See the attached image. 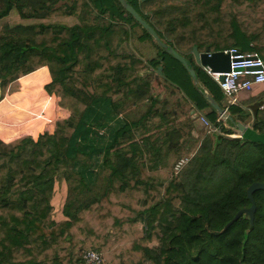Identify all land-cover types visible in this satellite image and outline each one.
<instances>
[{
	"label": "trees",
	"instance_id": "obj_1",
	"mask_svg": "<svg viewBox=\"0 0 264 264\" xmlns=\"http://www.w3.org/2000/svg\"><path fill=\"white\" fill-rule=\"evenodd\" d=\"M127 1L192 66L194 46L264 60V0ZM12 10L20 20L0 24V96L47 67L44 89L67 115L36 137L0 139V264H83L87 249L105 264H264V190L253 192L252 222L242 214L227 226L250 206L248 186L264 181V85L243 102L256 132L235 157L237 139L194 137V120L179 117L184 101L210 106L203 89L218 102L216 82L196 69L194 82L119 0H0V20ZM135 38L157 55L144 59ZM159 66L183 100L154 94L152 72L141 71ZM206 117L216 123V110ZM59 173L66 219L55 221Z\"/></svg>",
	"mask_w": 264,
	"mask_h": 264
},
{
	"label": "rangeland",
	"instance_id": "obj_2",
	"mask_svg": "<svg viewBox=\"0 0 264 264\" xmlns=\"http://www.w3.org/2000/svg\"><path fill=\"white\" fill-rule=\"evenodd\" d=\"M19 20L20 19L18 17L17 12L15 10H12L11 13L7 17L0 20V24H2L4 22L14 24L15 22H18ZM134 23L137 24L135 21H134ZM134 31H135V36H137L138 34H141L142 30H141V27L139 26V24H137ZM131 46L133 48H136L137 51L144 57V59L152 58V57L157 55V48L155 46H153L152 43L148 40L145 42H140L139 39L135 38V41L133 44H131ZM245 53H247V52H245ZM187 57L190 58L191 56L187 55ZM192 67L194 69H196V71H198L199 74L204 76L203 68H201L196 63H193ZM45 70L49 73V70L47 68H45ZM151 72H152V76L154 78L156 72H154V71H151ZM166 72L170 78H172V79L178 78L177 74L179 73V70L177 72V69L173 68V69L166 70ZM39 75H41V74L39 73ZM152 82H153V80H152ZM41 83L42 82L39 83L38 81H36L35 84L29 83V82L27 83V85L24 84L23 88L21 90L22 95L17 97L14 100V102L10 103L9 106H10L11 111L9 112V116H10L9 119L11 118V114L13 116V114H15V112L16 113L21 112V114H20L21 116H19L18 119H14L13 122H10V120L9 121H6V120L1 121V123L4 124L5 126H7V128L14 129L13 131L16 132V133L11 134L10 135L11 137H12V135L14 136L16 134L17 135L20 134V136L26 135V134H32V136L36 137L39 133H41L45 130L51 129L52 125L54 123V120L56 118L64 117L65 115H67V112L64 109L57 107L56 97H53L51 94H49L40 85ZM153 88H154V94H161L162 93V96L167 95L166 99L170 98L174 102L177 100L176 97H178L179 99H182V93H180L178 91V89L174 88L172 85H170L167 82H164V84H163L162 80H161V89L159 91H157L155 93L156 88L154 86H153ZM171 91H173L174 93L172 94ZM219 91L222 93V91L220 89H219ZM14 103L17 104V106L19 107V108L18 107L15 108L17 111L12 109L13 108L12 104H14ZM223 105H224V98L221 101V106H223ZM190 109H191V106L188 103H183L181 110H184L185 117H187L186 115H189ZM195 116H198V111L195 113ZM179 117L182 121L185 118L184 116H179ZM197 130L199 132H202L205 129L204 128H202V129L198 128ZM247 130H248V132L245 135V137L249 138L253 135L252 134L249 136V133L250 132L254 133L255 130L250 126L248 127ZM207 133H208V131H207ZM209 134H213V133H209ZM10 136L5 135L3 137L7 141H9L8 139ZM249 139H253V138H249ZM235 144H236V147H234V145H232L230 143V148L236 149V148L240 147V142H236ZM197 146L194 149V151L197 150ZM232 155H235L234 151H232ZM235 157H238V151H237ZM180 161H183L182 162V164H183L187 161V159L183 158ZM177 164L175 165V167L172 170V173L174 175H176L177 172L179 171V169L181 168V165L179 168H177L176 167ZM65 188H67V186H66V182H65L63 173L56 174L54 177V187H53V192H52V206H53L52 219L55 221L66 219V216L63 214V207H64V203H65V194H67L66 193L67 189H65ZM62 195H64V199L62 198ZM151 244L155 245L156 243L153 242ZM148 264H154V263L148 262Z\"/></svg>",
	"mask_w": 264,
	"mask_h": 264
},
{
	"label": "built area",
	"instance_id": "obj_3",
	"mask_svg": "<svg viewBox=\"0 0 264 264\" xmlns=\"http://www.w3.org/2000/svg\"><path fill=\"white\" fill-rule=\"evenodd\" d=\"M229 55V71L219 72L213 71L209 67H204L203 70L216 82L223 95L227 98V105L224 111L219 114L216 123L205 117H201L208 133H213L223 139H237L240 142V147L234 148L233 151L238 156L241 155L250 143H242L239 141L240 136L225 131L220 127V123L226 127L227 110L229 106L236 103L239 96L242 94L248 95L257 86L264 84V60L257 53H243L236 48H228L221 50ZM236 147L235 142H231ZM245 144V145H244ZM183 161L177 164L180 167ZM83 264H105V259L100 252L87 249L82 252Z\"/></svg>",
	"mask_w": 264,
	"mask_h": 264
},
{
	"label": "crops",
	"instance_id": "obj_4",
	"mask_svg": "<svg viewBox=\"0 0 264 264\" xmlns=\"http://www.w3.org/2000/svg\"><path fill=\"white\" fill-rule=\"evenodd\" d=\"M45 68H47V67H41V68H39V69H37V70H35V71H33V72H31V73H29V74H26V75H24L23 77H21L20 78V89L18 90V91H15V92H13V93H10V94H6V95H4L3 97H1L0 96V123H1V121L2 120H6V121H9L10 120V122H13L14 121V119H18L19 118V116H21L20 114H21V112H19V113H16L15 112V114H13V116H12V114H11V118L9 119V112H10V103H12V102H14V100L17 98V97H19V96H21L22 95V88H23V85L25 84V85H27V83L29 82V83H32V84H35V82L36 81H38L39 83L40 82H42L40 85L44 88V85L45 84H47L49 81H50V73H48L46 70H45ZM48 69V68H47ZM39 73L41 74V75H39ZM34 76V77H33ZM35 78V79H34ZM262 85H264V84H262ZM262 85H260V86H262ZM260 86H257L255 89H254V91L253 92H256V90L260 87ZM203 91H206L211 97H212V95L209 93V91L207 90V89H203ZM252 91L248 94V95H245V94H242V95H240L239 96V98H238V100H237V102L236 103H233V104H231V105H236V106H238L239 108H240V110H242L243 111V114H248V116L246 117V118H243V120L242 119H240V116L242 115L240 112H236V113H230V111H229V108H230V106H229V108H228V110H227V118H226V127H224V125H222L221 123H220V127L222 128V129H224L225 131H228V132H231L232 134H236V136H240L239 137V141H241L242 143H245V144H247V143H252V139H249V138H246L245 137V135H246V133L248 132V127L250 126L251 127V123L253 122V114H252V112L249 110V108H248V106L245 104H243V102L245 101V99L250 95V94H252L253 93ZM203 94H204V92H203ZM53 97H55L54 95H52ZM51 97V96H50ZM213 98V97H212ZM224 98V105L223 106H221V101H222V99ZM214 99V98H213ZM11 102H10V101ZM207 100V99H206ZM215 100V99H214ZM17 101V100H16ZM15 101V102H16ZM208 101V100H207ZM216 101V100H215ZM217 102V101H216ZM184 103H185V101H184ZM190 106H191V109H190V113H189V115L191 116V118L194 120V128L191 130V133H192V135L194 136V137H198L199 135H201V134H203L202 136L204 137V136H216V137H218V138H220V139H223V138H221L220 136H218V135H215V134H209V133H207V128H205L206 126L204 125V123H203V121H202V119H201V117H205L206 119H208V117H206V115L208 114V113H210L211 112V110L212 109H214L211 105H210V103H209V101H208V103H209V105L210 106H207V107H205L203 110H197L190 102H187ZM223 109H224V107L227 105V98L224 96V95H222V98L217 102ZM12 109H14L15 111H17L15 108L16 107H18L17 106V104H12ZM198 111V116H195V113ZM217 112V111H216ZM219 112H217V118H218V116H219ZM181 116H184L185 117V114H182ZM242 116H244V115H242ZM216 118V119H217ZM229 118H231V121L229 120L228 121V119ZM187 119V117H185L184 118V120L183 121H185ZM216 119H215V121H216ZM21 120V119H20ZM209 120V119H208ZM212 122H214V121H212ZM233 122H240V123H242L244 126H245V130L242 132V131H240L234 124H233ZM1 126H0V139H2V140H4V141H7L6 139H4V137L3 136H10L11 134H13V133H16L15 131H13L14 129H10V128H7V126H5L4 124H0ZM198 128H204L205 130L204 131H202V132H199L197 129ZM10 129V130H9ZM247 130V131H246ZM17 135V134H16ZM12 135V137L10 136L9 137V139L8 140H12L13 138H15V137H19L20 136V134L19 135ZM30 135H32V134H30ZM11 138V139H10ZM201 140V139H200ZM244 144V145H245ZM251 145V144H250ZM65 189H67V188H65ZM67 193V192H66ZM65 197H66V194H65ZM62 198L64 199V195H62Z\"/></svg>",
	"mask_w": 264,
	"mask_h": 264
},
{
	"label": "water",
	"instance_id": "obj_5",
	"mask_svg": "<svg viewBox=\"0 0 264 264\" xmlns=\"http://www.w3.org/2000/svg\"><path fill=\"white\" fill-rule=\"evenodd\" d=\"M120 3L126 8V10L145 28L149 34L154 38V40L162 46L168 53L173 55L177 60H179L188 70L189 74L193 78L194 82L197 81L195 70L192 67L191 63L187 58L182 56L179 52L176 51L174 47L167 45L163 42L155 30L144 20L141 16L136 12V10L128 3L127 0H119ZM143 2L145 0H139ZM192 54L195 60V63L199 65L201 68L209 67L213 71L226 72L229 71V55L225 54L223 51H210L209 48H206L204 51L200 52L196 46L192 48ZM151 73V70L141 71V74ZM161 76H162V68L159 66L156 74L153 78L152 85L156 88L155 93L161 89ZM204 92L205 98L209 101L210 105L220 114L224 111V109L206 92ZM231 121V118L228 121ZM233 124L240 130L244 131L245 126L240 122H233ZM256 190H264V181L262 182H252L247 188V197L250 200V206L244 207L238 210L232 220L227 224L230 225L233 221H235L240 215L246 214L249 218V221L252 222L254 218V212L256 208V203L253 198V192Z\"/></svg>",
	"mask_w": 264,
	"mask_h": 264
},
{
	"label": "flooded vegetation",
	"instance_id": "obj_6",
	"mask_svg": "<svg viewBox=\"0 0 264 264\" xmlns=\"http://www.w3.org/2000/svg\"><path fill=\"white\" fill-rule=\"evenodd\" d=\"M167 45H168V44H167ZM204 50H205V49H204ZM204 50H199V51L202 52V51H204ZM192 56H193V55H192ZM188 60H189V59H188ZM192 61H193V63H195L194 57H192ZM189 62L192 63L191 60H189Z\"/></svg>",
	"mask_w": 264,
	"mask_h": 264
}]
</instances>
